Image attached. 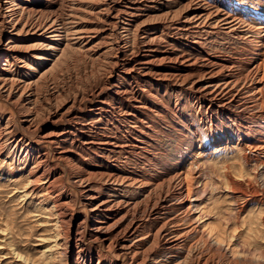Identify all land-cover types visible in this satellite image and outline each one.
<instances>
[{"label": "bare ground", "instance_id": "bare-ground-1", "mask_svg": "<svg viewBox=\"0 0 264 264\" xmlns=\"http://www.w3.org/2000/svg\"><path fill=\"white\" fill-rule=\"evenodd\" d=\"M83 61L109 65L88 97L66 88ZM164 112L190 139L176 164L109 160L149 155ZM236 148L264 166V0H0V176H23L51 218L49 264H218L200 183Z\"/></svg>", "mask_w": 264, "mask_h": 264}, {"label": "rangeland", "instance_id": "rangeland-1", "mask_svg": "<svg viewBox=\"0 0 264 264\" xmlns=\"http://www.w3.org/2000/svg\"><path fill=\"white\" fill-rule=\"evenodd\" d=\"M213 40L218 43L215 49L220 48L224 53L227 52L225 54L239 49L237 45ZM208 46L207 44L206 47L211 50ZM114 56L115 53L110 52L107 58L111 60ZM103 63L83 61V64L76 67L79 70L75 69L66 76V88L81 91L85 97L90 92L101 89L109 71V65ZM161 95L163 94L160 93ZM180 96L181 94L176 95L178 99H182ZM164 97L162 107L170 108L174 102L173 96ZM163 115L165 118H154L151 124L153 131L150 136L151 146L147 148L149 155H109V160L116 161L124 170L132 171L137 168L136 170L147 175L165 172L171 165L176 164L179 153L189 148L190 139L180 133L177 125L173 123L176 122L173 115ZM259 121L256 122L257 125L263 122ZM236 149L215 155L212 160L204 163V179L201 180L202 190L199 194L200 208L203 210V219L200 222L205 224V228L214 230L223 240L221 247L228 253L220 256L211 252L210 257L214 263L230 264L229 262L238 258L243 260L237 261V264H264V166L254 162L248 151ZM258 159L264 163L261 156ZM256 169L258 174L254 178L253 172ZM22 177L17 176L10 180L0 176V264H49L59 258L56 253L61 248H54L50 230L53 224L47 223L51 218L42 211L35 212L34 207L38 206L40 200L26 194L28 187ZM6 220L12 225V235L9 230H5ZM61 264H64V259Z\"/></svg>", "mask_w": 264, "mask_h": 264}]
</instances>
